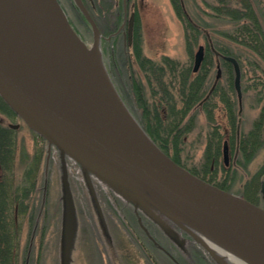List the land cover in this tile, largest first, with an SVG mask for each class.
Instances as JSON below:
<instances>
[{"label":"water","instance_id":"95a60500","mask_svg":"<svg viewBox=\"0 0 264 264\" xmlns=\"http://www.w3.org/2000/svg\"><path fill=\"white\" fill-rule=\"evenodd\" d=\"M32 19L9 13L0 0V97L24 123L60 152L63 200V264H69L77 225L66 157L81 163L95 198L91 173L134 195L145 189L169 211V218L214 257L184 224L204 232L250 264H264V208L191 173L169 157L131 112L102 60L101 31L83 0H73L90 24L89 48L69 21L59 0H26ZM126 3V0H124ZM135 15L129 20L131 42ZM100 48V57L96 50ZM204 46L195 55L197 72ZM234 68V86L241 97V68ZM219 75V73H218ZM17 128V125H11ZM224 159H228L225 145ZM264 197V182L261 184ZM96 199V198H95ZM138 213V212H137ZM139 224L150 235L141 218ZM219 259L218 257H216Z\"/></svg>","mask_w":264,"mask_h":264},{"label":"rangeland","instance_id":"374dc122","mask_svg":"<svg viewBox=\"0 0 264 264\" xmlns=\"http://www.w3.org/2000/svg\"><path fill=\"white\" fill-rule=\"evenodd\" d=\"M59 1L72 26L90 48L93 44L91 26L73 0ZM223 1L235 7V10L236 7L244 8L247 4L252 5L264 22V0ZM184 2L193 18L201 23L204 21L202 25L205 36H201L200 44L205 46L206 38L213 41L211 44L214 54L209 61L213 62L212 83L218 89L225 83L223 77L225 70L228 69L219 55V48L226 49L233 54L228 56H236L235 58L238 59L242 69L241 81L244 91L241 104L242 128L249 129L260 114V104L264 103L262 98L259 100V92L264 90V60L260 57L255 59L248 47L226 36L232 34L237 26L247 22L248 19L235 21L227 17L213 20L214 18L212 19L209 14L216 12L211 7L220 5L222 0H184ZM88 5L94 8V12L97 6L102 9L101 12H96L95 16L96 23H99L102 31H108L107 34H103L97 24L103 35L101 43L103 63L117 91L141 123L142 109L129 88H132L135 80L147 85V79L136 60L133 35L129 42L130 17L135 14L133 31L138 24L144 56L156 62L161 61L163 56L181 62L187 60L183 24L177 17L170 0H126L125 7L123 0H88ZM120 14L122 17L117 22L116 18ZM218 72L221 76L219 79L216 78ZM192 115H194L193 128L184 138L181 159L186 160L190 166L200 167L205 158L209 133L213 131L215 123L210 122L202 111L195 114L193 111L189 117L191 118ZM214 116L224 127L227 119L221 110L215 112L214 109ZM0 122L14 131L19 179L23 177L24 171L30 164L37 163L36 155L43 153L39 162L42 165L38 173V185L33 195L34 226L30 228L24 224L21 237L22 249L26 250L29 247L28 264H63L64 200L60 152L53 146L48 159L47 142L19 117L0 111ZM11 125L18 127L13 128ZM66 160L77 220L69 264H228L203 249L151 203L143 200L144 202H141L137 208V213L134 201L125 195L127 191L132 198L134 194L131 191L90 172L95 199L81 163L70 157H66ZM221 162L223 163L222 155ZM239 163H246L245 168ZM225 167L230 171L237 170L233 176L231 192L251 198L257 203L262 202L260 190L264 175V149L257 151L248 163L245 156L240 153L236 159H233L231 152V158ZM231 176L232 174L228 177ZM250 181H253L252 186L246 188L245 185ZM254 186H257L256 194H254ZM139 217L155 241L148 237L139 224Z\"/></svg>","mask_w":264,"mask_h":264},{"label":"trees","instance_id":"16d2710c","mask_svg":"<svg viewBox=\"0 0 264 264\" xmlns=\"http://www.w3.org/2000/svg\"><path fill=\"white\" fill-rule=\"evenodd\" d=\"M177 17L183 24L185 46L188 58L185 62L163 56L161 61H154L144 56L142 51V38L138 30V24L133 31L134 51L136 60L145 74L147 85L135 80L130 92L134 93L138 105L142 109L141 124L159 147L169 155L174 161L188 169L198 177L230 191L233 184V176L237 170L226 169L221 162V139L222 136L209 133L206 144L205 158L198 167L191 165L186 160L181 159L185 137L192 131V119L190 113L202 111L206 114L210 122L215 123L214 109L216 101H235L234 99V72L231 64L223 60L228 69L225 70V83L219 89L212 83L211 72L213 62L209 61L213 57V49L210 39L206 38L205 56L198 72L193 71V61L195 50L201 45V36H205L203 23L193 18L185 7L184 0H170ZM87 8L95 21L96 12L102 9L97 6L95 12L88 0H84ZM211 8L216 14H209L213 20L218 18L233 19L240 21L248 19L247 22L237 26L232 34H226L227 38L248 47L254 54V58L264 60V22L256 12V9L247 4L246 7H232L222 0L220 5H213ZM121 14L116 18L120 21ZM214 22V21H213ZM99 25V23L97 22ZM100 27V25H99ZM101 29V27H100ZM102 31V29H101ZM107 34L108 31H102ZM213 42V41H212ZM219 55H233L224 48H219ZM236 57V56H235ZM216 81V78H215ZM0 111L10 116H17L12 109L0 97ZM189 117V119H188ZM14 131L0 122V264H28L29 250L22 249L21 237L24 224L33 228L35 221V204L33 195L38 185L39 170L43 157L40 152L36 155L35 161L24 171L23 177L18 178L17 174V153L16 143L13 138ZM45 141L44 138L41 137ZM256 151L250 154L245 151L240 152L251 161ZM246 162V161H245ZM245 168L246 163H239ZM231 176L229 178L228 176ZM222 175V176H221ZM248 182L245 186L251 185ZM252 186V185H251ZM254 194L257 186H254ZM249 200L253 201L251 198Z\"/></svg>","mask_w":264,"mask_h":264},{"label":"flooded vegetation","instance_id":"af4514ba","mask_svg":"<svg viewBox=\"0 0 264 264\" xmlns=\"http://www.w3.org/2000/svg\"><path fill=\"white\" fill-rule=\"evenodd\" d=\"M220 77L221 76L219 75V78ZM233 90H234L233 93H234L235 101L232 100L229 102H223L221 100H217L215 107V112L217 110H221L222 114L227 119L224 127H222V122L217 121L216 117L214 116L215 124H214L213 132L216 135L222 136L221 139L222 152H224V148L226 145L229 153L228 159L226 161L223 156V163H229V160L231 158V152H233V159L234 158L236 159V156L239 155V153L242 151H245L247 154L248 153L250 154L253 151L257 152L264 149V103L260 104L259 107L260 114L257 118H255L251 127L247 130H244L242 128L243 120L241 119V110H242L241 104L243 100L242 94L244 92L242 91V81H241V97H239L235 87ZM259 93H260L259 100H261L262 98L264 101V90H261V92ZM231 147H233L232 151H231ZM262 182H264V175L261 183ZM261 200H262L261 203H257V202L256 203L259 204L262 208H264V197L262 193H261Z\"/></svg>","mask_w":264,"mask_h":264},{"label":"bare ground","instance_id":"6f19581e","mask_svg":"<svg viewBox=\"0 0 264 264\" xmlns=\"http://www.w3.org/2000/svg\"><path fill=\"white\" fill-rule=\"evenodd\" d=\"M5 3L9 13L11 15L17 16L18 19H22L23 21H28L32 19L31 16V8L29 3L26 0H3ZM31 9V10H30ZM24 17V19H23ZM97 57H100V48L98 47L96 50ZM138 196L140 202H149L152 205L159 207L162 213L169 214V211L159 202V200L153 196L149 191L145 189H141L138 191ZM144 200V201H143ZM188 229H190L193 233H195L200 239H202L205 244L211 249V251L218 257L220 260L225 261L228 264H250L246 260L242 259L235 252H233L230 248L205 234L204 232L195 229L194 227L184 224Z\"/></svg>","mask_w":264,"mask_h":264}]
</instances>
